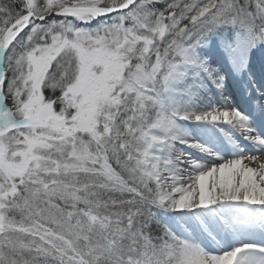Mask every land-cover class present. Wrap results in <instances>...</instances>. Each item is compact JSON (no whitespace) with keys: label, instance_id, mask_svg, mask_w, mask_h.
<instances>
[{"label":"snow or ice","instance_id":"6c2138e0","mask_svg":"<svg viewBox=\"0 0 264 264\" xmlns=\"http://www.w3.org/2000/svg\"><path fill=\"white\" fill-rule=\"evenodd\" d=\"M0 264H264V0H0Z\"/></svg>","mask_w":264,"mask_h":264},{"label":"rangeland","instance_id":"374dc122","mask_svg":"<svg viewBox=\"0 0 264 264\" xmlns=\"http://www.w3.org/2000/svg\"><path fill=\"white\" fill-rule=\"evenodd\" d=\"M254 58H257V63L256 66L259 67V62L261 60V54H259L258 52L255 54Z\"/></svg>","mask_w":264,"mask_h":264},{"label":"bare ground","instance_id":"6f19581e","mask_svg":"<svg viewBox=\"0 0 264 264\" xmlns=\"http://www.w3.org/2000/svg\"><path fill=\"white\" fill-rule=\"evenodd\" d=\"M256 63H257V58H254V59H253V65H254V67H257V66H256ZM257 68H258V67H257Z\"/></svg>","mask_w":264,"mask_h":264}]
</instances>
